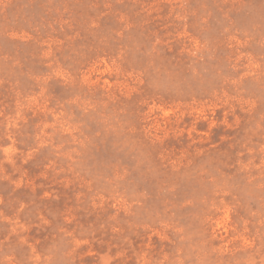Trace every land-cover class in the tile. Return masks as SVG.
<instances>
[{
	"label": "rangeland",
	"instance_id": "1",
	"mask_svg": "<svg viewBox=\"0 0 264 264\" xmlns=\"http://www.w3.org/2000/svg\"><path fill=\"white\" fill-rule=\"evenodd\" d=\"M0 264H264V0H0Z\"/></svg>",
	"mask_w": 264,
	"mask_h": 264
}]
</instances>
